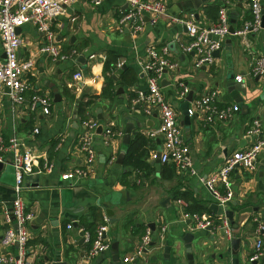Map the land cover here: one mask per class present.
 Masks as SVG:
<instances>
[{
    "label": "crops",
    "instance_id": "crops-1",
    "mask_svg": "<svg viewBox=\"0 0 264 264\" xmlns=\"http://www.w3.org/2000/svg\"><path fill=\"white\" fill-rule=\"evenodd\" d=\"M163 1L168 17H160L155 24L146 23L143 31L136 36L126 29L121 31L117 26L119 10L125 7L124 0H101L97 5L75 0L65 5L62 14L52 21L51 28L62 50L77 49L85 56L84 63L53 61L48 54L39 51L43 36L36 27L30 22L21 26L18 33L22 40L19 57H33L35 61V69L29 75L32 90L25 93L13 117L7 91L5 87H0V136L6 143L12 134H16L26 148L36 150L53 165L50 173L26 177L21 189L24 205L33 213L28 225L26 259L29 264L57 260L66 264H110V256L100 263L96 262L99 255L87 257L90 243L80 231V228L94 231L104 216L109 221L107 240L110 245L117 241L116 253L122 264H171L162 258L163 252L156 250L155 246L147 256L136 262L134 259L124 262L123 259L134 256L147 228L151 230L152 240L162 233L163 241L167 239L168 243L184 231L195 230L191 220L183 218L184 213L206 214L214 219L216 225L221 224V210L201 178L216 171L230 153L251 143L252 138L246 132L254 118L260 119L264 127V75L255 77L251 74L254 59L264 55V28L242 37L227 35L214 62L197 68L193 66L195 55L183 52L179 45L188 41L185 25L170 22L169 18L193 19L200 26L210 25L217 20L223 1L204 0L198 6L192 0ZM230 2V24L239 29L251 19L248 0ZM261 4L264 12V0ZM148 47L158 51L167 47V56L178 63L175 70L164 74L162 79L165 83L160 86L163 96L176 113L181 139L189 147L196 175L179 171L172 162L159 161L158 167L150 163L155 159L152 158L153 152L156 154L159 148L161 151L162 137L149 136V131L159 124L158 111L154 108L146 114L142 102L137 101L139 92L147 90L146 74L141 71L138 62L148 59ZM91 54L95 55L93 59L88 57ZM106 60L115 65L113 78H117L113 79V96L96 97L88 112L79 113L77 106L80 101L84 103L89 96L101 94L104 84L102 69ZM124 68L134 72V81L129 82L131 78L127 76L122 84L119 70ZM77 71L82 73V79L74 82L73 74ZM230 75L235 81L236 76H241L240 83L246 89L244 95L235 88L228 90ZM179 82L192 91V99L215 91L218 107L237 104L239 110L227 120L214 119L210 122H206V112L197 110L193 115L187 114L189 124H186L181 107L185 99L179 98ZM118 88L122 90L117 93ZM33 91L50 98L49 114L28 108ZM237 96H242V104L246 107L234 100ZM102 106H105L103 119L98 120L95 112ZM87 119L97 120L103 128L112 123L113 129L121 136L105 143L102 133L96 132L91 172L86 177L62 180L61 174L74 166L85 165V156L78 151V146L85 132L82 121ZM127 122L133 124L131 147L136 148L137 156L149 163L148 166L142 162L144 169L126 165L125 152L121 161H117ZM34 128L38 129L37 133ZM2 155L5 161L0 169V239L8 226L3 213L10 210L14 196L11 156L5 152ZM230 179L233 194L225 211L233 212V220L238 222L235 231L240 237L237 256L242 264H255L248 258L257 238L255 230L258 222L264 223V149L255 171L238 168L231 173ZM246 206L258 207V211L239 217L238 210ZM68 224H71L70 228ZM217 227L220 228L218 234L229 239L223 229ZM197 231L206 244L203 264H231L218 258L222 251L212 246L220 241L218 235L211 239V231ZM261 239L264 252V231ZM13 253L12 247H4L0 243V254ZM155 254L158 259L152 261L151 257ZM181 264H184V259Z\"/></svg>",
    "mask_w": 264,
    "mask_h": 264
},
{
    "label": "built area",
    "instance_id": "built-area-1",
    "mask_svg": "<svg viewBox=\"0 0 264 264\" xmlns=\"http://www.w3.org/2000/svg\"><path fill=\"white\" fill-rule=\"evenodd\" d=\"M75 0H0V41L3 56L0 57V87L8 89L7 96L10 104L12 116L16 115L18 106L22 104L25 93L32 90V84L29 75H32L35 69L33 57L20 58L19 48L22 44L20 35L16 32L17 27L23 24L32 23L37 31L43 36V43L39 51L48 54L53 61H75V58L81 54L77 49L62 50L55 38V33L51 28L54 19L60 16L64 6ZM91 4L97 5L101 0H85ZM125 7L119 10L117 26L122 31L128 30L132 36L142 32L146 23L155 24L160 17L167 16L166 4L163 0H124ZM223 4L218 9L217 20L205 26L198 25L193 19L182 20L178 17H170V22H182L185 25V33L188 36L186 43H179L180 48L185 53H193L195 60L194 67L211 65L215 60V51L223 46L224 39L229 32L230 19L228 8L231 5L230 0H222ZM237 1V0H236ZM251 19L243 23L239 29H234L236 36H245L260 30L262 22V4L261 0H248ZM168 49L163 47L160 51L154 47L146 49L148 59L138 62L143 73L146 74L147 90L139 92L137 101L144 105V113L150 114L152 109L159 113V124L156 128L149 131L150 137L161 135L162 146L159 155L160 162H172L175 167L190 175H196V169L189 154V147L181 139L180 126L177 123L176 113L167 99L161 92L160 81L167 71L175 70L178 66L177 61L167 56ZM90 59L94 54L88 56ZM166 70V72H164ZM251 74L255 77L264 75V55H259L254 59L251 68ZM82 79V73L77 71L73 74L74 82ZM237 82L241 81V76L235 77ZM179 98L185 99L189 92L188 87L179 82ZM217 93L211 91L204 95L191 99L187 108V114L193 115L197 110L206 112V122L214 119L227 120L232 113L239 110L237 104L232 106L218 107L215 103ZM50 98L46 95L31 92L28 100V108L31 110H40L43 114L50 113ZM85 132L81 136L78 151L85 156L84 166H74L72 169L61 174L62 180L86 177L91 172V164L95 159L93 148V138L95 128L99 122L95 119L82 121ZM38 132L37 128L33 130ZM251 138V143L242 149H237L230 153L224 163L214 172L202 177L203 185L208 189L216 204L221 210V224L215 223L211 216L206 214L184 213L183 218H188L193 223V229L205 230L208 226H220L224 235L231 238V228L224 215L227 203L232 198L231 173L236 169L253 172L256 170L259 157L264 149V127L258 118H254L249 124L246 132ZM121 136L120 132L113 129L112 123L104 127L102 131L103 142H109L113 137ZM9 153L10 163L13 167L14 186L13 198L11 200L10 210L3 213L4 221L8 224L3 231L0 243L4 247H12L13 254H0V264H29L27 261V240L29 238L28 225L33 219V213L26 209L21 197L23 181L26 177L38 175L43 172L52 171V163L36 152L32 148H26L19 140L16 134H12L5 143L0 136V162L5 161L3 155ZM152 158H156L155 152ZM257 220V219H256ZM16 225V226H15ZM109 221L106 216L94 230V235L88 230L80 228L84 239L90 243L87 251L88 258H94L107 250L110 241L107 240L106 232ZM68 228L71 224L67 225ZM164 230V227L161 228ZM257 238L254 242L253 250L249 255V262H261L264 264L262 256L263 244L262 233L264 223L258 222L256 227ZM152 233L149 228L142 235L134 256L125 257L124 262H128L135 256H142L143 251L149 247L152 240ZM34 264H52L49 262H37Z\"/></svg>",
    "mask_w": 264,
    "mask_h": 264
},
{
    "label": "water",
    "instance_id": "water-1",
    "mask_svg": "<svg viewBox=\"0 0 264 264\" xmlns=\"http://www.w3.org/2000/svg\"><path fill=\"white\" fill-rule=\"evenodd\" d=\"M196 6H198L200 4V1H204V0H192ZM261 27L264 28V12H262V22H261ZM21 27H17L16 28V32L20 33ZM229 32L231 34H233L234 32V28L232 26V24H230L229 27ZM264 49V46H263ZM219 52V50L215 51V55H217ZM193 54V53H192ZM76 62L79 63H84L85 62V56L83 54L78 55L75 58ZM166 72V70L164 71ZM115 79L117 78L116 76L114 77ZM229 91L232 90L233 88H235L236 90L240 91L242 95L245 94L246 89L243 86L242 83L240 82H236L234 80V76L230 75L229 76ZM165 81L164 79H161L160 81V85H164ZM6 91L8 92V89L5 88ZM122 88H118L117 93L119 91H121ZM192 99V91H189L187 93V95L185 96V100L182 103V112L184 114V121L186 124H189V116L187 115V108L189 105L190 100ZM236 102H238L240 105L243 102L242 96H237L234 99ZM242 106L246 107L244 104H242ZM105 109V106L99 107L96 109V118L98 120H102L103 116H102V111ZM137 126H139V123H137ZM133 127V124L131 122H127L125 125V129H124V134L122 136V148H121V154H119L118 156V162L121 161V158L123 156V153L126 151L127 145L130 141V132L131 129ZM103 125L102 124H98L95 128V133H102L103 131ZM159 155H160V148L157 149L156 151V158L150 160V163L153 164L155 167L159 166ZM2 162H0V169L2 168ZM113 196H115V194H113ZM213 208L214 210H216V205L213 204ZM110 210V209H109ZM111 211V210H110ZM109 211V212H110ZM258 211V207H251V206H246L240 210H238V216L241 217L243 215H249L252 212H257ZM107 213H109L108 211H106ZM110 215L112 214V211L109 213ZM225 215L227 217V219L230 221V225L231 226V231H232V236L229 239H224L223 236H220L218 234V231L220 230L219 227L215 226H208L205 230L211 231V235L210 238H214V236L218 235L219 240L217 243H214L212 246L213 248H220L221 249V253L218 254V258H220L221 260H227L229 261L231 264H242L239 262L237 253H238V247H239V243H240V237L237 236L236 234V228L238 226V222H235V220H233V212L231 211H225ZM187 223H189L188 220H186ZM16 226V225H15ZM152 227L154 228V224H152ZM154 231V230H153ZM158 238L155 239V237L153 238V240H151L149 247L147 249H145L143 251V255L142 256H135L133 261H138L139 258H144L145 255L147 256V254L150 253L151 249L157 248L156 250H160L162 251V258L165 261H169L171 264H181V262L184 259V264H203L204 263V256H205V249H206V244L202 241V239L199 237V231L197 230H187L184 231L182 234H178L175 236V238L172 240V242L168 243V240L165 239L163 241V237L164 235L162 233H158ZM246 242V241H245ZM117 241L113 242L110 247L105 250L104 252H102L98 257H97V261L98 263H100L105 257L110 256L111 257V263L110 264H122L118 258V255L116 253L117 250ZM115 252V253H113ZM212 257H214V254L211 255ZM158 259V255L155 254L153 257H151V260H157ZM201 259V260H198ZM262 259H264V255L262 256ZM143 260V259H142ZM147 260H144V262H146ZM52 264H66L65 262H62L60 260H57L55 262H53ZM256 264V262H255Z\"/></svg>",
    "mask_w": 264,
    "mask_h": 264
},
{
    "label": "trees",
    "instance_id": "trees-1",
    "mask_svg": "<svg viewBox=\"0 0 264 264\" xmlns=\"http://www.w3.org/2000/svg\"><path fill=\"white\" fill-rule=\"evenodd\" d=\"M114 64H111L110 61L106 60L103 63V69H102V74L104 77V84H103V88H102V92L101 94L97 95V96H89L87 98V101L82 103L81 101L78 103V112L79 113H84L85 111H89L91 109V105L93 104L94 100L96 99V97H101V98H110L113 96L114 91H113V71H114ZM119 77L122 81V84L125 83V79L127 76H129L131 79L129 82L134 81L135 79V74L133 71L129 70L128 68H124L119 70ZM88 108V109H87ZM131 141L128 143L127 148H126V157L124 160V163L127 165H132L133 167H142L143 169L145 168V166H142V162L146 163V165L149 166V163L146 160H143L142 157L137 156L136 153V148L131 147ZM144 155V153H143ZM142 155V156H143ZM86 230V229H85ZM91 234V237L94 235V231H90L88 230ZM89 245V244H88Z\"/></svg>",
    "mask_w": 264,
    "mask_h": 264
},
{
    "label": "rangeland",
    "instance_id": "rangeland-1",
    "mask_svg": "<svg viewBox=\"0 0 264 264\" xmlns=\"http://www.w3.org/2000/svg\"><path fill=\"white\" fill-rule=\"evenodd\" d=\"M250 240H252V238H251ZM240 256H241V258H242V255H241V253H240Z\"/></svg>",
    "mask_w": 264,
    "mask_h": 264
}]
</instances>
